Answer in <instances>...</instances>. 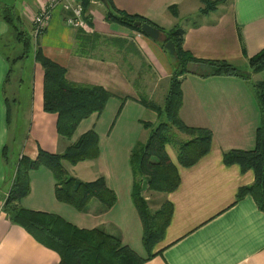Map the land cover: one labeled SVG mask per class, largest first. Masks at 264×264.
<instances>
[{
  "label": "crops",
  "instance_id": "0c3cea01",
  "mask_svg": "<svg viewBox=\"0 0 264 264\" xmlns=\"http://www.w3.org/2000/svg\"><path fill=\"white\" fill-rule=\"evenodd\" d=\"M48 2L0 0V6L13 7L22 17L25 29L32 34L33 17ZM114 2L118 8L147 17L159 26L184 28V47L195 57L227 60L251 73L250 79L201 77L195 71L181 77V117L188 125L211 128L212 147L196 164L182 167L177 152L173 158L170 145L167 146L181 174V183L173 192L145 191L147 179L144 180L146 199H156L161 204L159 207L169 202L172 214L163 239L153 250L154 256L143 264H264V212L251 196L237 200L238 189L254 182V171L243 172L237 164L223 163L225 152L255 146L261 114L253 85L264 79V71L252 73L248 59L264 49V0H226L208 14H201L200 0ZM172 5L177 8L176 16L169 9ZM105 11L102 0H91L87 11L91 24L87 32L102 37L89 44L90 54L77 53L78 29L67 24L68 12L60 5L54 9L47 28L35 38L46 56L65 67L70 82L100 85L112 93L105 109L82 120L71 139L58 134V115L43 108L44 70L34 55L13 60L11 65V58L20 52L16 53L17 46L3 48L1 41L12 31L0 16V264L60 262L55 250L13 224L2 209L14 176V168L3 158L4 146L11 143V138L17 140L13 161L22 155L36 158L40 148L62 153L90 129L99 135V157L76 165L65 161V170L69 176L82 181L104 176L108 187L117 195L116 204L107 209L98 199H91L84 211L76 210L57 200L56 180L45 167L30 173L31 191L21 204L28 209L58 214L80 228L103 229L120 237L123 244L138 254L147 256L141 218L131 195L130 154L137 142H146L149 138L150 128L145 123H158L157 113L147 108L141 98L163 104L171 67L158 42L108 23ZM105 38L127 42L114 44ZM27 61H31L32 70L25 86L23 73ZM12 131L16 132L14 136Z\"/></svg>",
  "mask_w": 264,
  "mask_h": 264
},
{
  "label": "trees",
  "instance_id": "16d2710c",
  "mask_svg": "<svg viewBox=\"0 0 264 264\" xmlns=\"http://www.w3.org/2000/svg\"><path fill=\"white\" fill-rule=\"evenodd\" d=\"M82 1L85 20L90 25L87 11L91 0ZM200 2L203 4L200 9L201 14H208L217 10L226 0H200ZM104 4L105 20L110 24H117L141 34H143L141 28L135 25L137 21L159 29L164 40H156V42L167 55L171 67L163 104L159 105L144 97L141 98V102L147 108L157 113L158 123L156 125L145 123V126L150 128L149 138L146 142H137L130 154L133 177L131 195L141 218L142 242L147 256L138 254L129 245L123 244L120 237L111 235L103 229L80 228L58 214L28 209L21 204L22 199L31 191L30 173L41 167L49 169L56 180L57 200L71 205L78 211H84L91 199H98L107 209L116 204L117 195L108 187L104 176L93 181H82L69 176L64 167L65 161L76 165L81 161L99 157V135L95 129L83 133L62 153H51L40 148L36 158L22 155L18 161L12 159L17 140L11 138V143H7L3 148V158L14 168V176L2 209L13 224L21 226L39 243L55 250L60 256L59 264H143L153 257V250L163 239L165 229L170 222L172 207L167 202L153 211L143 194L144 180L147 179L148 190L158 193H170L179 187L181 183L179 167L171 160L167 151V146L173 143L177 135L175 130L188 137L177 145V159L182 167L196 164L209 153L213 141L211 128L188 125L181 117L183 106L181 77L187 73L190 63L198 66L194 73L201 77L237 76L250 79L251 75L227 60L195 57L184 47L186 30L180 26L171 28L159 26L147 17L130 14L118 8L114 0H105ZM169 9L173 15L178 14L175 5L170 6ZM0 16L12 31L1 41L3 48L17 46L16 53L20 52V55L11 58V65L13 60L24 59L28 54L34 55L44 70L43 108L46 112L58 115V134L63 138L71 139L82 120L105 109L112 93L100 85L70 82L65 67L46 56L36 45L35 37L25 29L22 17L13 7L0 6ZM101 37L99 34L78 29L77 53L90 54L89 44L95 43ZM105 39L114 44L124 45L127 42L119 38ZM168 41L174 44L173 53H169L165 48ZM248 62L252 73L264 71V49L250 57ZM253 86L261 114L255 133V146L252 149H231L225 152L223 163L227 166L237 164L243 172L254 171V182L238 189L237 200L251 196L259 209L264 212V79L254 83ZM11 110L9 105V121Z\"/></svg>",
  "mask_w": 264,
  "mask_h": 264
},
{
  "label": "built area",
  "instance_id": "2783aa9c",
  "mask_svg": "<svg viewBox=\"0 0 264 264\" xmlns=\"http://www.w3.org/2000/svg\"><path fill=\"white\" fill-rule=\"evenodd\" d=\"M59 5L68 12L65 19L68 25L90 31V25L85 20L82 0H49L47 6L33 17L32 35L35 38L47 28L54 9Z\"/></svg>",
  "mask_w": 264,
  "mask_h": 264
},
{
  "label": "rangeland",
  "instance_id": "374dc122",
  "mask_svg": "<svg viewBox=\"0 0 264 264\" xmlns=\"http://www.w3.org/2000/svg\"><path fill=\"white\" fill-rule=\"evenodd\" d=\"M156 41V40H155ZM33 43H34V41H33ZM166 55V54H165ZM166 57H167V55H166ZM167 60H168V58H167ZM25 66H24V73H23V76H24V84H25V86H27V84H28V79H29V72H30V70H32V66H31V61H27L25 64H24ZM14 74V77L16 76V74H17V66H16V68H15V70H14V72H13ZM264 75V74H263ZM24 86V87H25ZM19 110H21V108H18ZM16 111H17V109H16ZM16 111H14V114H16ZM15 118H13V121H12V126L15 128L16 127V125H14L15 124ZM175 133L177 134L176 135V137H175V139L173 140V143L172 144H170V146H169V152L171 153L170 155H172V157H173V154H175L176 152H177V145L178 144H180L181 142H183V141H185V139L187 140V136H186V134H184V133H182V132H180V131H177V130H175ZM12 134H13V136L16 134V132H13L12 131ZM179 136H181L182 138V140L179 138ZM179 142V143H178ZM175 148H176V150H175ZM173 158H175V157H173ZM174 161H176V159H174ZM146 182H147V180H146ZM146 184V183H145ZM146 190H148V188H146L145 189V191ZM158 193V192H157ZM149 205L151 206L150 208L154 211V210H157V209H159L160 207V205L161 204H159L158 203V201L155 199V200H153V199H150L149 200ZM139 246V245H138Z\"/></svg>",
  "mask_w": 264,
  "mask_h": 264
},
{
  "label": "water",
  "instance_id": "95a60500",
  "mask_svg": "<svg viewBox=\"0 0 264 264\" xmlns=\"http://www.w3.org/2000/svg\"><path fill=\"white\" fill-rule=\"evenodd\" d=\"M102 2L105 3V0H102ZM136 26L141 28V31L143 32L144 35L157 40V41H162L164 40V36L163 34L160 32L159 29L153 27L152 25L148 24V23H142V22H136L135 23ZM165 48L169 51V53H173L174 52V44L172 41H168L165 44ZM198 68V66L194 63H190L187 67V72L191 73L196 71Z\"/></svg>",
  "mask_w": 264,
  "mask_h": 264
}]
</instances>
